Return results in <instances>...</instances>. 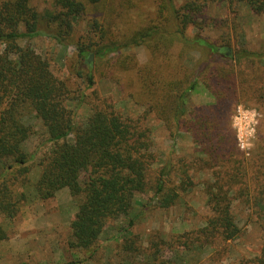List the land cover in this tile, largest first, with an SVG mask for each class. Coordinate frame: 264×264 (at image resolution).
<instances>
[{
  "label": "trees",
  "instance_id": "16d2710c",
  "mask_svg": "<svg viewBox=\"0 0 264 264\" xmlns=\"http://www.w3.org/2000/svg\"><path fill=\"white\" fill-rule=\"evenodd\" d=\"M154 3L156 11L147 21L140 16L135 27L134 21L128 27L124 23L130 12L140 9L133 0H54V10L47 14L32 7L30 0H0V218L14 222L29 199L23 190L31 184L34 165L26 145L35 130L27 120L35 118L41 122L52 147L36 164L41 173L34 184V197L43 202L63 189L70 191L78 202V211L70 224L69 248L89 254L88 260L96 258L109 225L130 215L139 195L151 189L154 199L150 205L169 210L178 204L182 193L193 187V177L186 163L177 170L169 163L158 175L152 174L153 143L140 118L126 117L110 106L97 107L79 121L78 108L68 104L72 99L84 98L81 90L56 77L50 61L32 46L23 44L44 36L69 47L76 27L89 20V30L76 43L75 68L77 77L89 87L94 85V64L87 61L92 54L108 59L117 53L124 56L125 51L146 48L150 53L146 65L140 66L135 55H126L115 66L126 72L136 71L138 80L132 98L147 106L146 112L155 114L171 132L189 114L190 93L200 81L219 96L223 86H236L235 68L230 62L242 67L241 76L245 69L257 74L264 71V51L230 52V59H224L226 67H219L227 47L198 34L188 35L191 27L201 30L202 16L210 4H245L255 14L264 16V0ZM198 49L206 60L199 70L186 65L190 53ZM84 61L86 67L82 65ZM108 64L114 67L110 61ZM254 92L257 98L264 99V83ZM222 145L216 141L206 145L208 159L216 167L223 162L235 163L237 167L214 173V183L207 188L212 215L205 227L170 239L153 235L147 247L129 235L120 250V254L124 251L130 256L125 263L174 264L177 256L194 249L202 251L216 238L231 241L239 237L241 229L234 213L232 189L242 182L239 192L245 199L249 188L242 181L245 175L241 163L231 161L235 155L224 149L225 143ZM173 173L181 176L179 183ZM7 239L8 232L0 222V244ZM166 252L175 253V259L167 258Z\"/></svg>",
  "mask_w": 264,
  "mask_h": 264
},
{
  "label": "rangeland",
  "instance_id": "374dc122",
  "mask_svg": "<svg viewBox=\"0 0 264 264\" xmlns=\"http://www.w3.org/2000/svg\"><path fill=\"white\" fill-rule=\"evenodd\" d=\"M133 1L140 9L130 12L124 26L129 27L134 21L135 27L140 16L147 21L156 11L155 0ZM183 2L184 0H176L177 5ZM30 4L41 14L54 10V0H30ZM201 22V30L191 27L188 35L193 37L198 34L211 43L227 47L219 67H226L224 59H230V52L245 49L264 51V16L255 14L245 4H210L206 7ZM88 23L89 20H86L76 27L69 47L64 48L44 36L23 45L32 46L37 53L47 58L56 77L69 82L73 89L81 90L84 98L72 99L68 104L76 110L78 108L79 121L85 120L97 107L110 106L126 117L134 120L140 118L143 128L149 129L153 143L151 150L155 161L151 165L152 174L158 175L169 163L176 170L186 163L194 185L182 193L178 204L169 210L150 205L154 199L151 189L139 195L130 215L109 225L102 235L96 258L88 260L89 254L77 253L69 248L70 224L78 211V202L72 198L70 191L63 189L53 199L43 202L34 197V184L41 173L36 164L50 151L52 144L48 143V136L41 122L29 118L27 121L31 122L35 130L26 145L32 159L31 164L34 165L30 174L31 184L23 190L29 199L22 205L14 222L0 218L8 232V239L0 244V264H130L125 263L130 256L124 251L120 254L129 235L133 239L138 238L140 245L147 247L153 235L160 234L170 239L205 227L207 219L212 215L207 188L214 183V173L220 169L237 167L230 162L220 163L216 167L215 162L208 159L204 149L212 141L220 143L221 147L225 143L224 149L235 155V159L231 161H239L243 167L245 176L242 181L249 188L248 196L245 199L240 196L239 184L242 182L233 186L235 190L232 189L231 194L241 232L235 240L216 238L202 251L194 249L189 254L183 253L176 257L174 264H264V99L257 98L254 94V91L263 87L264 71L260 73L259 70L257 74L245 69L241 76L242 67H235V63L230 62L229 65H233V70H236V86H223L219 96L200 81L190 93L189 114L171 132L155 114L146 112L147 106L137 104L132 98L131 93H135L138 80L136 71L126 72L115 66L126 55H135L140 66L146 65L150 57L146 48L125 51L124 56L117 53L108 59H100L92 54L94 85L89 87L77 77L76 43L89 30ZM201 51H192L186 65L192 69L202 68L206 60L204 61L205 56ZM108 61L114 67H110ZM82 65L86 67L85 61ZM260 75L261 79L258 78ZM240 104L245 109H255L259 114L255 125L256 134L251 141L254 146L244 151L238 147L236 131L231 128V118L237 114L236 106ZM173 177L176 183L180 182L179 174L173 173ZM166 257L175 259V253L166 252Z\"/></svg>",
  "mask_w": 264,
  "mask_h": 264
},
{
  "label": "clouds",
  "instance_id": "9594fccd",
  "mask_svg": "<svg viewBox=\"0 0 264 264\" xmlns=\"http://www.w3.org/2000/svg\"><path fill=\"white\" fill-rule=\"evenodd\" d=\"M236 113L231 118V128L236 131L238 147L242 151L251 149L254 146L251 141L256 134L255 125L259 114L255 109H245L243 104L236 106Z\"/></svg>",
  "mask_w": 264,
  "mask_h": 264
},
{
  "label": "water",
  "instance_id": "95a60500",
  "mask_svg": "<svg viewBox=\"0 0 264 264\" xmlns=\"http://www.w3.org/2000/svg\"><path fill=\"white\" fill-rule=\"evenodd\" d=\"M89 62H90V63L92 62V56L90 57Z\"/></svg>",
  "mask_w": 264,
  "mask_h": 264
}]
</instances>
